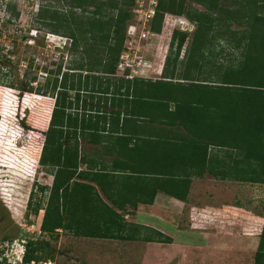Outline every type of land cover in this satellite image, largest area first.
Returning <instances> with one entry per match:
<instances>
[{"label":"trees","instance_id":"trees-1","mask_svg":"<svg viewBox=\"0 0 264 264\" xmlns=\"http://www.w3.org/2000/svg\"><path fill=\"white\" fill-rule=\"evenodd\" d=\"M190 1L203 9L194 8L187 0H158L149 24L152 32L160 33L165 13L183 15L195 24L182 60L179 57L189 33L173 31L161 76L189 82L161 80L152 88L158 92V100L166 104V111L168 102L175 101V110L166 117L174 116V121L188 134L176 135L170 142L165 137L153 141L164 151L160 149L159 179L157 187L151 191L150 202L157 190L185 201L192 176L201 177L205 172L219 175L211 164L210 147L234 151L235 159L253 164L250 181L264 183V0ZM133 6L134 0H43L36 11V20L54 34L70 39V47L80 49L82 55L71 59L68 70L61 71V65L51 70L53 76L43 84L44 92L40 84L33 86L36 78L27 80L22 88L43 95L50 89L48 94L54 102L45 112L48 125L42 132L44 141L39 163L47 171L57 168L52 186H39L46 201L35 200L34 193H30L26 216L44 210L40 224L44 237L28 240L22 264L53 261L57 249L51 242L65 232L80 237L172 242L163 232L125 222L124 216L112 210L109 215L93 214L92 199H79L77 195L70 199L67 194L81 161L79 137L88 133L101 136L100 132L106 130L108 112L119 119V112L107 111L103 107L107 100L101 98L112 95V106L121 88H124L123 94L129 95L131 89L136 94L133 85L143 81L115 76L127 27L134 16ZM5 10L19 16L11 1L5 3ZM215 41L219 45L225 43L234 57L217 64V52L211 47ZM5 61L2 66H9L10 61ZM169 63L172 69L167 76ZM81 71L90 73L84 75ZM10 87L15 88L14 84ZM95 94L99 97L89 106L85 97ZM94 110L96 113H92ZM130 112L127 115H131ZM170 143L175 147L169 149L176 155L174 163L167 158ZM169 156L174 155L170 152ZM86 187L90 194L97 196L93 186ZM97 199L103 203L99 197ZM254 264H264V227Z\"/></svg>","mask_w":264,"mask_h":264},{"label":"crops","instance_id":"crops-1","mask_svg":"<svg viewBox=\"0 0 264 264\" xmlns=\"http://www.w3.org/2000/svg\"><path fill=\"white\" fill-rule=\"evenodd\" d=\"M155 34L158 38L153 41L154 46L150 48L149 56L145 57L151 66L142 67L138 75L133 77L127 76L130 73L128 70L122 72L123 75L115 74L129 80L143 79L133 85L136 94L132 93V89L129 95L123 94L124 88H121L112 106L110 104L112 95L101 98L103 101L107 100V103L103 104L107 111L119 112V119H116L115 114L111 116L108 112L104 123L106 130L100 132L101 136L88 133L79 137L81 161L69 184L67 194L70 199L73 197L92 199L93 214L98 212L109 215L114 211L124 216L125 222L149 227L171 238L173 237L171 232L179 230L203 232L202 234L207 235L204 236L205 244L199 245L202 246V251L210 256L213 253L219 254L222 258L220 261L225 263L254 264L260 234L264 227V183L250 181L252 174L229 173L230 167L233 168L238 162V159L234 158L236 155L234 151L227 152L218 147H210L209 153L216 168L214 171L219 175L217 177L205 172L201 177L192 176L187 200L182 201L157 190L152 202L149 201L151 191L158 184L157 172L162 153L160 149L164 151L162 146L154 144L153 141L157 142L158 139L165 137L170 142L175 140L176 135L188 134L184 127L174 121L176 120L174 116L166 117L168 112L175 110V101L168 102V111H166V104L158 100V92L152 89L156 88L161 80L189 82L182 79H162L161 72V75L158 74L154 61L158 57L163 68L164 55L168 48L165 46L163 48L161 35ZM158 45H161L160 49ZM183 54L182 49L179 60H182ZM171 69V63L166 65L167 76H170ZM196 83L218 84L213 81H196ZM98 97V94H95L94 97L87 95L85 98L90 106ZM129 110L131 115H127ZM166 120L170 121L166 122ZM143 138L146 139L145 142H141ZM173 147L170 143L166 150L167 158L172 163L176 162L173 150L175 147ZM170 148L173 149L169 150ZM170 152L174 156L170 157ZM169 164L170 162L167 161V165ZM242 164L248 168L253 166L249 162ZM56 171L57 168L49 171L46 169L49 182L42 185L50 188ZM86 186H93L97 196L94 193L90 194ZM180 219L183 221L179 222ZM74 237L94 241L115 240L75 235ZM123 241L127 247L140 248V252L137 249V251L128 249L120 252L119 255L132 256L141 253L143 259L144 257L147 259L152 254L158 256V248L163 244H168L169 255L171 252L174 253L172 249L178 245L175 239H172V243L146 242L141 239Z\"/></svg>","mask_w":264,"mask_h":264},{"label":"rangeland","instance_id":"rangeland-1","mask_svg":"<svg viewBox=\"0 0 264 264\" xmlns=\"http://www.w3.org/2000/svg\"><path fill=\"white\" fill-rule=\"evenodd\" d=\"M8 1H11L19 12L18 17L5 10V3ZM42 2L43 0H0V208L6 216V221L0 222V248L13 247V250L8 252L11 264L15 260L14 254L21 253L18 245L11 246L14 239L22 238L28 241L44 237L40 231L44 210L28 216L26 212L31 192L34 193L35 200L43 198L46 201V195L41 194L39 186L49 182L46 168L39 163V154L44 141L42 132L48 125L45 112L50 110L54 100L48 94L50 89H46L47 95H43L35 91H23L22 88L27 80L36 78L33 86L40 84L44 92L43 84L49 76H53L51 70L58 65H61V71L68 70L71 59H78L82 55L80 49L70 47V39L54 34L36 20V11ZM187 2L194 8L203 9L195 2ZM129 24H132V29H136L138 33L143 30L144 25L139 23L137 18L133 17ZM194 29L195 24L185 16L165 13L161 31L157 34L161 35L165 43L162 42L163 48L165 46L169 51L173 31H187L189 37L183 46L185 50L191 43ZM139 38L137 37L135 44L140 49L142 59L146 60L145 57L149 56L150 48L154 46L152 43L158 36L154 33L148 34L146 38ZM211 47L217 52V64L228 62L234 57L229 54L231 50L225 43L219 45L218 41H215ZM158 48L160 49L161 45H158ZM6 59L10 61L9 66H2L6 64ZM165 60L166 56L164 63ZM154 64L157 65L158 74H162V63L158 57ZM81 72L84 75L90 73ZM116 73L123 75L122 70L118 68ZM10 84H14L15 88L10 87ZM242 163L240 160L233 168L230 167L229 173L253 174L251 167L243 166ZM211 164L216 169L214 161H211ZM184 218L186 219V216ZM4 231L8 241L1 240ZM202 233L192 230L171 232L172 239L178 244L172 249L174 253L169 255L168 244H163L158 248V256L152 254L143 259L141 253L132 256L119 255L128 249H140L127 247L123 240L94 241L80 239L65 232L61 233L57 241L51 242L57 249L53 261H40L36 264H232L220 261L222 258L219 254L213 253L210 256L202 251V246L199 245L205 244L204 236L207 235Z\"/></svg>","mask_w":264,"mask_h":264},{"label":"built area","instance_id":"built-area-1","mask_svg":"<svg viewBox=\"0 0 264 264\" xmlns=\"http://www.w3.org/2000/svg\"><path fill=\"white\" fill-rule=\"evenodd\" d=\"M157 4H158V0H134L133 17L137 18L138 22L139 23L141 22L142 25L144 26H143V30H141L140 33H138L136 29H132V27L134 28L132 24H129L127 27L125 46L120 55L117 68L119 70H122V72L128 70L130 72L127 75L128 77H133L134 75H137L136 73H138L139 69H141L142 67L149 68L151 66V64L148 61L142 59L143 57L139 53L140 49L138 45L135 44V42H137V37H140L139 39H142V38H146L148 34H154L151 33L148 22H150L151 19L154 17ZM146 24L148 25L147 27ZM190 25H188L189 28L187 26H184V28L190 29ZM27 242L28 241L26 239L18 238V239H14L13 242L11 243V246L18 245L19 252H21L19 254L18 253L14 254L15 255L14 256L15 260L13 261L14 264L23 263ZM9 250L10 251L13 250V247L10 248V246H6V248L1 249L2 253L0 254V264H11L8 255ZM30 264H36V263L31 262Z\"/></svg>","mask_w":264,"mask_h":264},{"label":"flooded vegetation","instance_id":"flooded-vegetation-1","mask_svg":"<svg viewBox=\"0 0 264 264\" xmlns=\"http://www.w3.org/2000/svg\"><path fill=\"white\" fill-rule=\"evenodd\" d=\"M6 216H5V214H4V211H3V209L2 208H0V222L1 223H3L4 221H6ZM1 240L2 241H8L9 239H8V236H7V234H6V232L4 231V233H3V235L1 236ZM1 246V245H0ZM0 249H4L3 247L2 248H0Z\"/></svg>","mask_w":264,"mask_h":264},{"label":"bare ground","instance_id":"bare-ground-1","mask_svg":"<svg viewBox=\"0 0 264 264\" xmlns=\"http://www.w3.org/2000/svg\"><path fill=\"white\" fill-rule=\"evenodd\" d=\"M21 170H22V165H21ZM23 172V171H22Z\"/></svg>","mask_w":264,"mask_h":264}]
</instances>
